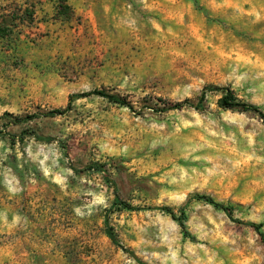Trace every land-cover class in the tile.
Listing matches in <instances>:
<instances>
[{"label": "rangeland", "instance_id": "374dc122", "mask_svg": "<svg viewBox=\"0 0 264 264\" xmlns=\"http://www.w3.org/2000/svg\"><path fill=\"white\" fill-rule=\"evenodd\" d=\"M0 28V264H264L235 221L264 232V120L215 91L264 114V0H0ZM95 90L133 109L47 116Z\"/></svg>", "mask_w": 264, "mask_h": 264}, {"label": "trees", "instance_id": "16d2710c", "mask_svg": "<svg viewBox=\"0 0 264 264\" xmlns=\"http://www.w3.org/2000/svg\"><path fill=\"white\" fill-rule=\"evenodd\" d=\"M0 33H2V29L0 28ZM214 91V90H213ZM215 91H220L222 93V96L219 100V105L221 108L225 109V110H242V111H252L255 113H258L261 118L264 120V114L262 112H260L259 108L253 105H249V104H245L242 103L241 101L238 100V98L236 97L235 93L233 90L229 89V88H215ZM100 96L103 98H107L108 100H110L111 102L117 103L121 106H126V107H130L131 109L132 106L131 104H129L124 98H120V97H116V96H112L107 94L106 92L103 91H91V92H86L83 94H79V95H75L70 99L69 105L67 107L66 110H55L52 112H49L47 114V116H57V115H63L65 114L67 111L71 110L72 104L75 100H79L82 98H87L90 96ZM205 99V94H202V96L199 99V102H203ZM162 101L169 110H174V109H180L182 107H184L185 105H193L191 104V102L189 100H186L182 103H176V104H171L169 102H165L164 100H160ZM200 104L193 106L195 109H200L199 108ZM0 135H2V132H0ZM95 170L101 173H104V166H95ZM198 200H203L205 201L207 204L214 206L216 209H220L223 210L224 212H226V214L232 219V209L219 204L217 202H215L212 198L210 197H206V196H197ZM120 204L125 208V209H132L131 206H129L128 204L124 203V202H120ZM166 212L172 217V219L179 221V222H185V220L187 219V216L185 215L184 212L181 213L180 217H177V215L174 213V211L171 208H165ZM237 224L239 225H245L248 227L253 228L261 237L262 241L264 242V232H262V225L261 224H247L244 222H241L240 220H235ZM109 236L111 239L113 238V235L111 233H109ZM137 259V258H136Z\"/></svg>", "mask_w": 264, "mask_h": 264}]
</instances>
